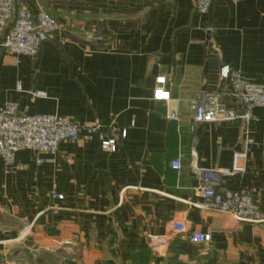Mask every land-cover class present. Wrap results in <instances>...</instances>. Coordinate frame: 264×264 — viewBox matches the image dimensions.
Here are the masks:
<instances>
[{"label": "crops", "instance_id": "crops-1", "mask_svg": "<svg viewBox=\"0 0 264 264\" xmlns=\"http://www.w3.org/2000/svg\"><path fill=\"white\" fill-rule=\"evenodd\" d=\"M22 1L60 25L37 58L4 53L0 104L70 117L81 133L56 156L18 151L12 170L0 158V264H133L144 251L158 264H264V108L248 126L190 129L192 102L225 83L223 67L264 86V0H213L203 15L195 0ZM160 77L168 103L154 99ZM109 139L116 151L102 149ZM237 151L244 172L230 174ZM203 169L252 192L262 221L196 208ZM195 231L212 241L191 243Z\"/></svg>", "mask_w": 264, "mask_h": 264}, {"label": "built area", "instance_id": "built-area-1", "mask_svg": "<svg viewBox=\"0 0 264 264\" xmlns=\"http://www.w3.org/2000/svg\"><path fill=\"white\" fill-rule=\"evenodd\" d=\"M213 0H195L199 14L209 13ZM58 20L44 10L33 12L22 0H0V35L2 48L9 56L26 55L37 58L43 34L53 33L59 29ZM100 40V37H96ZM221 76L225 83L214 93L205 94L201 100L193 101L191 131L195 132L203 124H229L241 122L246 126L257 120L255 108H264V86L256 85L238 70L223 67ZM45 95L44 92H37ZM154 99L169 102L171 92L166 88V78L157 79ZM177 121L179 117L171 114ZM95 129L90 128L88 132ZM81 133L79 124L70 117L56 114H30L23 111L16 102L0 104V158L8 170L15 164L16 153L20 150H33L38 154L56 156L62 143L75 142ZM123 131L121 136L126 137ZM105 151H116V139L102 140ZM246 157L244 152H234L230 174L244 172L240 159ZM48 160L39 158L38 164ZM56 162L55 158L49 160ZM174 169L180 168V162H172ZM198 192L200 200L193 202L196 208L228 213L237 221L260 222L262 211L259 201L247 189H230L215 183L216 173L213 170H200ZM53 200H62L63 195L53 192ZM189 241L194 244H208L212 241L211 233L195 231Z\"/></svg>", "mask_w": 264, "mask_h": 264}, {"label": "rangeland", "instance_id": "rangeland-1", "mask_svg": "<svg viewBox=\"0 0 264 264\" xmlns=\"http://www.w3.org/2000/svg\"><path fill=\"white\" fill-rule=\"evenodd\" d=\"M156 256L152 255L150 251H144L141 254H138L135 259L133 260V264H158L156 261ZM167 264H205L202 259L197 260H187L182 258H175L169 261Z\"/></svg>", "mask_w": 264, "mask_h": 264}, {"label": "water", "instance_id": "water-1", "mask_svg": "<svg viewBox=\"0 0 264 264\" xmlns=\"http://www.w3.org/2000/svg\"><path fill=\"white\" fill-rule=\"evenodd\" d=\"M43 33L40 32V36H42ZM4 49H2V52H1V55H0V67H1V62H2V59H3V55H4Z\"/></svg>", "mask_w": 264, "mask_h": 264}]
</instances>
